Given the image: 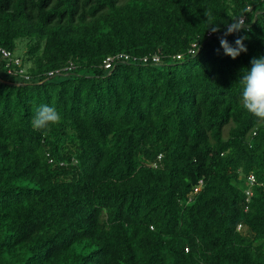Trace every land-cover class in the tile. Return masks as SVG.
Masks as SVG:
<instances>
[{
    "label": "trees",
    "instance_id": "16d2710c",
    "mask_svg": "<svg viewBox=\"0 0 264 264\" xmlns=\"http://www.w3.org/2000/svg\"><path fill=\"white\" fill-rule=\"evenodd\" d=\"M0 48V264H264V0H0Z\"/></svg>",
    "mask_w": 264,
    "mask_h": 264
},
{
    "label": "clouds",
    "instance_id": "9594fccd",
    "mask_svg": "<svg viewBox=\"0 0 264 264\" xmlns=\"http://www.w3.org/2000/svg\"><path fill=\"white\" fill-rule=\"evenodd\" d=\"M207 18L210 17L209 12H205ZM245 22L242 18L232 20V23L226 24L227 31L224 36L220 37V45L224 54L236 59L242 52H247L244 44L246 37L235 40V47L231 45L226 37L235 32H239L244 28ZM218 26L211 27L213 33L218 32ZM250 69H243L244 74L240 77L242 84V92L240 103L242 107L250 114L264 121V56L253 58ZM61 116L54 106L47 104L39 105L34 110L32 117V126L36 130H46L50 125L60 121Z\"/></svg>",
    "mask_w": 264,
    "mask_h": 264
},
{
    "label": "built area",
    "instance_id": "2783aa9c",
    "mask_svg": "<svg viewBox=\"0 0 264 264\" xmlns=\"http://www.w3.org/2000/svg\"><path fill=\"white\" fill-rule=\"evenodd\" d=\"M243 19V18H242ZM244 20V19H243ZM0 52L3 56V58L6 59V64H5V67L7 68V72L8 73H20V74H23L24 73V68H18V69H15L14 66H17L19 67L20 64H21V59L18 57V56H14L11 51L9 50H5L3 48H0ZM129 55L128 54H125V53H116V54H112V55H109L105 58V60L103 61V66L105 68H111L112 67V64L115 63L116 61H119V60H123V59H128ZM147 58L144 57L143 60H146ZM154 60H158V57H153ZM73 64L70 63L67 67H65L63 70H70L71 68H73ZM57 72V71H55ZM49 75H53V72H49ZM25 77H27L25 75ZM247 180L249 182V185L252 186L253 184L256 183V179H255V176L253 174H249L248 177H247ZM264 184V182H263ZM251 193L250 189H247L246 190V194L249 196ZM248 200V198H247ZM238 228H241V224L238 225Z\"/></svg>",
    "mask_w": 264,
    "mask_h": 264
},
{
    "label": "rangeland",
    "instance_id": "374dc122",
    "mask_svg": "<svg viewBox=\"0 0 264 264\" xmlns=\"http://www.w3.org/2000/svg\"><path fill=\"white\" fill-rule=\"evenodd\" d=\"M24 47L25 46H24L23 42L19 41V43H18V45H17V47H16V49L14 51V54L15 55H22Z\"/></svg>",
    "mask_w": 264,
    "mask_h": 264
}]
</instances>
